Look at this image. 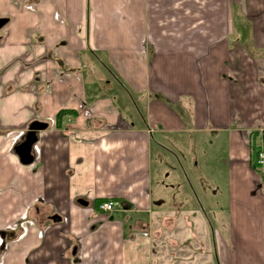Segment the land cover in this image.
I'll return each instance as SVG.
<instances>
[{
	"label": "crops",
	"instance_id": "1",
	"mask_svg": "<svg viewBox=\"0 0 264 264\" xmlns=\"http://www.w3.org/2000/svg\"><path fill=\"white\" fill-rule=\"evenodd\" d=\"M1 18L3 264H264V0H0ZM33 122L49 127L23 166ZM221 143L213 212L217 174L187 156Z\"/></svg>",
	"mask_w": 264,
	"mask_h": 264
},
{
	"label": "rangeland",
	"instance_id": "2",
	"mask_svg": "<svg viewBox=\"0 0 264 264\" xmlns=\"http://www.w3.org/2000/svg\"><path fill=\"white\" fill-rule=\"evenodd\" d=\"M91 69V68H90ZM92 70V69H91ZM174 139H177V137H173ZM172 152H168V151H165V152H162V156H164V164L167 168H170L171 170H166L167 172H170L171 173V176H173L175 173H182L181 171H179V162L177 160V157H180V154L179 152L177 151V149H174L172 147L169 148ZM208 155H210V152L207 151V149H200V152H199V155H198V159L195 160V159H191L189 156L188 159L189 161L192 163V165L194 166L197 162H199L200 164V167L197 168L199 169L201 175H202V178H204V180H207L209 179L210 175H215L217 174V186L220 188V191L217 195H219V197L216 199L213 195H211V201L215 204L213 207H214V211H217L219 210L221 207H224V203L222 202V199L221 197L224 196V191L226 190V187L225 185L227 184L224 180V174H225V169L222 167L221 165V162L222 160L225 158V151L223 149V143L220 144V147L215 151V157L213 158V162L210 161V157H208ZM174 168H176L175 170H173ZM161 173V172H160ZM167 173L165 172L164 175H166ZM187 174L189 175V179L190 181H193V176L190 172H187ZM182 175V174H181ZM165 181V177L163 176V179L162 177L159 178V180H157L155 183H158V186H161L162 185V181ZM183 180H185V178H183ZM168 185H169V181H167ZM181 185V184H180ZM207 185L209 184H204L205 187H198V188H195L197 193L199 194V197L202 196L203 197V201L205 203V199H207V196L208 193H209V189L207 188ZM184 184L182 186L183 190H184ZM178 189V188H176ZM159 191V195L161 196L162 194V189H158ZM186 193V195H190V196H193L194 197V194L193 192H191V189L189 187V185L187 184L186 185V190H184ZM166 194V192H165ZM175 197L178 199L179 197V192L178 190L176 191H171L170 193L167 194V200L172 203L175 199ZM218 202V204H217ZM203 203V208L205 209L204 210H201V213L203 215H207V221L208 223H212V225H214L215 228H220L221 227V219H219L218 221V225H217V220L213 218V212H210L209 211V208H208V204L207 206H205V204ZM23 228V227H22ZM18 235V234H17Z\"/></svg>",
	"mask_w": 264,
	"mask_h": 264
},
{
	"label": "water",
	"instance_id": "3",
	"mask_svg": "<svg viewBox=\"0 0 264 264\" xmlns=\"http://www.w3.org/2000/svg\"><path fill=\"white\" fill-rule=\"evenodd\" d=\"M9 21L8 19L1 18L0 19V31L8 25ZM47 123L42 122H33L29 128L28 132L26 133L25 140L16 146L15 148V154L20 160V163L23 166H30L34 162V156H33V147L38 142V134L41 132H44L48 129ZM80 204L83 206H88L87 202L80 201ZM54 222H60V218L58 216H55L52 218Z\"/></svg>",
	"mask_w": 264,
	"mask_h": 264
},
{
	"label": "trees",
	"instance_id": "4",
	"mask_svg": "<svg viewBox=\"0 0 264 264\" xmlns=\"http://www.w3.org/2000/svg\"><path fill=\"white\" fill-rule=\"evenodd\" d=\"M67 116H70L72 118H75V117H77V112L70 111V110H62V111H60L57 114V116H56V127L58 129H61L62 128L63 122H64V120H65V118ZM251 150H252V165H253L254 168H256V159H257V155H258V152H259V147L256 146V144H255V137H254V140L252 141ZM107 202H105V203H107ZM98 203H99L98 205L101 206V204L103 203V201H99Z\"/></svg>",
	"mask_w": 264,
	"mask_h": 264
},
{
	"label": "built area",
	"instance_id": "5",
	"mask_svg": "<svg viewBox=\"0 0 264 264\" xmlns=\"http://www.w3.org/2000/svg\"><path fill=\"white\" fill-rule=\"evenodd\" d=\"M256 168L257 172L261 175L264 176V144L259 146V152L257 155L256 159ZM102 210L105 212H113L114 210V205L113 203H106L101 207Z\"/></svg>",
	"mask_w": 264,
	"mask_h": 264
},
{
	"label": "flooded vegetation",
	"instance_id": "6",
	"mask_svg": "<svg viewBox=\"0 0 264 264\" xmlns=\"http://www.w3.org/2000/svg\"><path fill=\"white\" fill-rule=\"evenodd\" d=\"M10 235H11V232L9 229H6V230L0 229V264H3V258H4L6 248L8 245L7 240L10 239ZM14 237L17 238L18 236L14 235Z\"/></svg>",
	"mask_w": 264,
	"mask_h": 264
}]
</instances>
